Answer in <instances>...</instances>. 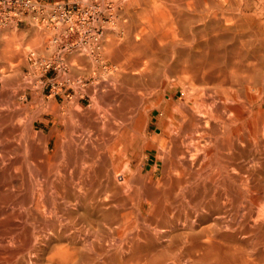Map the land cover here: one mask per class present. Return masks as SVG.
Here are the masks:
<instances>
[{
  "label": "bare ground",
  "instance_id": "obj_1",
  "mask_svg": "<svg viewBox=\"0 0 264 264\" xmlns=\"http://www.w3.org/2000/svg\"><path fill=\"white\" fill-rule=\"evenodd\" d=\"M153 2L168 5L170 29L187 30L191 22L204 27L189 34L155 29L119 50L135 54L134 79L150 89L131 102V115L107 149L76 137L80 146L60 150L55 138L49 154L51 132H38L44 145L36 149L6 124L12 115L0 116V264H264V34H221L229 20L214 0ZM153 23L156 28L158 18ZM121 89L122 104L132 106L128 87ZM106 98L110 104L111 95ZM31 99L42 98L32 91ZM48 107L54 110L52 102ZM95 109L73 115L105 124L111 113ZM154 111L162 132L148 137L141 128ZM122 134L125 144L116 149ZM20 144L23 155L10 158ZM152 144L154 164L144 170ZM58 154L66 164L55 171L50 159ZM138 154L143 163L133 164ZM76 158L84 162L73 180L66 172ZM18 165L28 177L16 174ZM58 213L63 224L94 220L109 229L81 237Z\"/></svg>",
  "mask_w": 264,
  "mask_h": 264
},
{
  "label": "rangeland",
  "instance_id": "obj_2",
  "mask_svg": "<svg viewBox=\"0 0 264 264\" xmlns=\"http://www.w3.org/2000/svg\"><path fill=\"white\" fill-rule=\"evenodd\" d=\"M72 1H76V0H71V2ZM78 1H83L87 3L93 2V0H78ZM97 1L101 3L103 6L106 5L107 3L110 5L109 10L105 11V14H110V18H109V22L104 24V33H103L104 35L101 41L99 42L100 51L98 56L95 57L97 61L95 62V60H93L94 59L93 57H87L83 54L81 55L78 53H74L73 55L68 56L66 60L69 64H71V66H68L67 70L65 71L60 70L58 72V76L55 79L56 87L51 89L50 92H48L49 88H45L43 86L42 80L46 75L54 76L55 75L54 71L47 70L44 72L41 66L34 64L33 61L52 57L54 55L56 44H52L51 42L53 31L44 30V29L43 30L32 29V32L34 34H0V68H2L4 71L3 72L4 74L3 73L0 74V116H2L3 114L5 115L10 114L8 116L12 115V117L14 118L9 117L8 119L11 120H8V123L6 124L12 122L11 124L16 125L19 128L16 133V138L18 137L22 139V135L23 136L25 135V137H23L25 139L22 140L23 141L27 140V137L30 138L33 144L34 143L38 144V145L35 144L36 149H40L39 147H42V145H44L43 141H41L38 137L39 136L38 132L42 131L46 136L48 135V133L51 132L52 137L48 142L49 154H51L52 152L53 149L52 147L55 138L61 139L60 146L62 148L60 147V150H63L64 147L66 150L67 148L71 147L72 143L78 144V141L75 142L76 140H74L76 137L80 138L81 140L87 139L86 140L87 142H89L88 140L91 138L90 140L91 141L93 140L91 143L92 146L94 144V147H96L99 150L101 149V151L107 149L111 145L110 138L114 137L117 133L118 134L120 133V131L122 130L121 127L124 126L125 118L131 115L130 114L132 112L131 108H133V106L135 107L136 105L134 103L132 104L131 102H136L137 97H139L142 93L145 94L146 92L149 91L150 89L149 87L144 85L141 86L134 79L135 77V75L133 74L134 69L132 66H130L131 64L129 63H133L135 61L134 57L136 58V56H133L132 58V55L135 54L129 53L130 52L129 51L126 52V54H123L124 55L123 56L119 53L120 52L119 50L127 48L131 42L132 43L139 42V40L137 39L139 38V36L141 37L142 34L144 36L146 34H150L149 32L152 33V30L155 29L157 30V31L155 30L156 32L161 31L164 34L165 33L183 34L184 32H186L184 34H189L190 32H192L190 29L199 30L204 27L203 23L199 24V23L191 22L189 23L187 30H183V29L179 30L178 28L181 27L177 25H176L177 28L174 27L173 25V29H170L171 26L169 23V19L171 15L169 14L168 5L160 2L155 3L153 2V0H97ZM214 1L218 5L222 6L221 11L224 13L223 15L226 14V18L229 20V24H228L229 26L226 24L227 20L222 22L221 25L222 28L219 29L220 33L221 31H223L221 34H264V0H235V1L214 0ZM143 10H145V13H143ZM155 18H158L159 21V23L157 24L158 26L156 28H154L153 26L154 24L153 20ZM225 25H227L228 28L223 29V27H226ZM226 30L228 31L226 32ZM181 31L184 32L182 33ZM217 32L218 30L216 31V33ZM210 33H211L210 31H208L207 29L205 30L204 28L203 34H210ZM127 53H129L128 55H130L131 57L129 56L128 58ZM144 61L145 60H141V62ZM141 62L140 64H138V66L142 65ZM134 64L135 63H133L132 65ZM124 66L127 68H125ZM13 68L14 70H17L19 72V74L17 75L18 77L15 76L14 72H12ZM10 70L12 73L10 72ZM13 73L14 76L12 75L13 77H11V74ZM3 75L6 76L4 77ZM123 78L129 82H127V84H124L126 83V81L123 80ZM27 81L29 83H27ZM156 82L158 83V80H156ZM62 84L64 86H61ZM137 85L142 89H144L143 87H145V90L143 91L141 88L139 89L136 88L138 89L136 93L134 87H137ZM120 86L128 87L127 90L129 95L126 103H130L132 104V106L129 104H127V106L122 104L120 100V97H122V89ZM32 91L38 93L40 95V98H42L43 100L41 99L40 102L39 101L33 102L31 99ZM108 95H111L112 98L110 104H108V102L106 101L107 100L106 97H108ZM178 96L179 94H177L175 98H177ZM131 97L134 98L133 99L134 101L132 100ZM48 101L53 103L54 105L53 111L50 107H48L50 106V102ZM92 106L93 109L96 108L95 110L98 113H101L102 111H106L109 114L111 113L110 117L105 120L106 122L104 121L105 124L107 123L106 125L104 123H103L104 125L103 124L101 125L100 123L99 124L96 123L94 119L89 115H86L87 118H89V120L84 119L86 116L82 119L75 116L78 113L76 109H79V112H83L84 110L89 109V107ZM123 107L125 109H123ZM121 108L123 109V111H121L122 110ZM125 113H127L128 116ZM111 115L113 118L111 117ZM159 118L160 115L156 111H154L152 114L153 120L149 122L147 128L144 130V126H142L141 129H143V132L148 137L157 135L159 134V132L160 133L162 132L158 129L155 123L159 120ZM91 119H93V121ZM88 121L90 122L88 123ZM114 123L117 124V126ZM2 127H4V125L0 126V130ZM22 127L23 128L25 127L24 128L25 130ZM28 129L30 130V135L28 134L29 131ZM128 134H130V130H128ZM80 136L81 137L86 136V137L81 138ZM124 137H125L124 134H122L121 137L117 138L116 149L120 148L123 144H125L126 138ZM23 141H21V144L23 143ZM24 144L26 143L24 142ZM25 146L26 145L24 146L21 145L23 149L21 148L19 152H16L14 156L11 155L12 157L10 156V158L15 157L16 154L17 156L23 155L24 151L22 150L25 149L24 148ZM156 152H157V145L152 144L151 148H148L144 152V155L148 159L145 163H143L142 161L143 156H140V154H138L136 158L133 159L132 163L133 164L143 163L146 165V166L144 165L145 166L144 170H148L151 167V165L154 164V158ZM57 156L58 158H56ZM57 156L55 158L52 157L50 159V161L53 162V163L50 162V165L53 167L55 171L59 170L61 165L66 164L65 158H60L59 154ZM80 160H78V158L72 159L71 161L72 166H70L67 169L66 174L68 172L69 174H67L66 177L68 176L73 180H75L76 177H78L77 169L81 165L80 162H84V160L81 161ZM86 161L84 164H82V166H86V164L88 163V161L87 162ZM68 163L70 164V162ZM162 164H163L162 160H160V162L157 164L158 167L156 168L155 171L157 179H159L161 176L159 174L160 173L159 170L162 167ZM17 168L18 170H16V174L20 172L18 174L19 177L20 175L22 177H28L26 170H23L24 168L23 166L18 165L16 169ZM21 172L22 174L24 173L26 174L22 175ZM116 174L126 175V173H122V169H118ZM58 214L60 215V213ZM59 215L58 218L59 220H61L60 222H62L63 218L61 217V215L60 216ZM87 222L92 227L88 225ZM87 222H80V224L76 223L78 225L74 223L72 224L73 226L69 225L70 223L63 224L64 222H62L61 224L65 225L71 231L75 229H77L78 231L81 229L80 231L83 232L81 233L79 231V236L81 237L84 234L85 235L90 234L99 237L98 233H100L101 236H104L106 235V232L109 229L108 225L106 226L104 222L99 223L94 220ZM56 225L58 224L56 223ZM81 226H83L82 227L83 229L81 228ZM87 228L88 229L90 228L89 231L85 230ZM93 228H95V230H93ZM98 230L104 233H101L100 231L97 232ZM84 231H86V233ZM61 241L63 242V240Z\"/></svg>",
  "mask_w": 264,
  "mask_h": 264
},
{
  "label": "built area",
  "instance_id": "obj_3",
  "mask_svg": "<svg viewBox=\"0 0 264 264\" xmlns=\"http://www.w3.org/2000/svg\"><path fill=\"white\" fill-rule=\"evenodd\" d=\"M109 8L108 3L103 6L97 0L91 3L76 0L68 4L57 1L51 5L39 0H0V32L13 29L25 17L34 28L53 31L51 42L59 45L60 51L33 63L44 72L52 70L58 76L60 70L71 66L66 58L74 53L96 60L104 24L109 22L110 14H105Z\"/></svg>",
  "mask_w": 264,
  "mask_h": 264
},
{
  "label": "crops",
  "instance_id": "obj_4",
  "mask_svg": "<svg viewBox=\"0 0 264 264\" xmlns=\"http://www.w3.org/2000/svg\"><path fill=\"white\" fill-rule=\"evenodd\" d=\"M43 2L46 5H51L53 2H63V3H70L71 0H39ZM32 29L34 28L30 23L27 17L23 18L20 22L17 23V25L13 29H5L0 32V34H34L32 32ZM55 51H60L59 45L56 46ZM57 76H44L42 83L45 88H49L48 92L51 91V89L56 87V79ZM61 86H64L63 84Z\"/></svg>",
  "mask_w": 264,
  "mask_h": 264
}]
</instances>
